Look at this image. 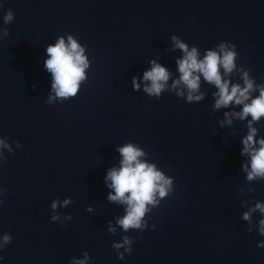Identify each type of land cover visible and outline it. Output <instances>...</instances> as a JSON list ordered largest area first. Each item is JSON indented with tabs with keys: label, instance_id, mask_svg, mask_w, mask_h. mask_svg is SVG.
Returning a JSON list of instances; mask_svg holds the SVG:
<instances>
[{
	"label": "water",
	"instance_id": "1",
	"mask_svg": "<svg viewBox=\"0 0 264 264\" xmlns=\"http://www.w3.org/2000/svg\"><path fill=\"white\" fill-rule=\"evenodd\" d=\"M9 9L14 19L4 24ZM3 28L0 137L14 152L5 150L0 162V241L4 232L13 239L0 250V264H70L85 251L88 264H264L257 247L264 236L247 232L241 218L256 200L264 203V181L249 183L242 171L247 121L221 127L231 107L213 110L216 89L203 78L205 97L192 103L172 91L150 97L142 80L152 60L168 68L169 86L178 78L175 34L201 54L222 40L236 44L237 65L264 82V0H0ZM68 34L85 46L88 79L74 98L47 104L46 49ZM254 126L264 136V118ZM129 142L174 177L175 189L147 215L145 230L123 232L115 217L124 207L107 199L104 177L119 167L118 146ZM56 199L60 221L51 220ZM260 218L253 214L254 222ZM124 235L135 242L121 260L112 243Z\"/></svg>",
	"mask_w": 264,
	"mask_h": 264
},
{
	"label": "clouds",
	"instance_id": "2",
	"mask_svg": "<svg viewBox=\"0 0 264 264\" xmlns=\"http://www.w3.org/2000/svg\"><path fill=\"white\" fill-rule=\"evenodd\" d=\"M14 19V12L9 9L3 17L4 24H9ZM2 35L7 36L9 30L3 28ZM173 41L172 49H179L182 56L177 58L179 76L172 81L171 86L168 81L171 73L168 68L156 60H152L151 68L144 71L142 80L145 83L143 91L148 96L159 99L162 92L172 91L178 97H183L187 102H199L205 97V93L200 91L201 78L204 82L215 87L212 93L215 98L213 110L221 108L230 111L224 112V119L219 123L221 127L225 124L231 126L233 120L247 121V134L242 138L243 145L241 155L248 157V162L242 164V171L246 173V181H264V136L258 137V128L254 125L264 118V82L257 83L255 77L251 75L250 69L244 65H237L239 53L236 44L230 41H220L215 47L201 51L198 46L184 42L177 35L171 36ZM47 58L44 61L45 69L51 74V93L45 101L47 104H54L57 100L63 102L74 98L79 93L81 85L84 84L88 76L86 70L89 68V59L85 55V46L78 43L73 35L68 34L67 42L63 36L59 37L54 44H49L46 49ZM239 74L240 80L233 82L232 76ZM242 81V83L240 82ZM133 89L139 91L141 82L136 77H132ZM182 86V87H181ZM35 87V85H33ZM185 89L187 93H185ZM258 95H254L257 93ZM54 93V95L52 94ZM237 106L239 110H237ZM251 117L250 119H248ZM17 147H21L19 141H15ZM5 150L13 153L14 149L6 138L0 137V162L7 160L4 155ZM122 159L119 167L113 166L104 177L107 187L112 189L108 193L107 199L115 204L124 207V214L115 217L116 225L123 232L131 230L143 231L148 227L147 215L160 205L161 201L173 193L175 189L174 177L167 175L165 171L157 166L155 162L142 159L147 155L146 151L136 143H125L118 146ZM110 182V183H109ZM6 191L0 187V197ZM239 191L247 194L255 192L254 187H249L245 192L243 186ZM72 198L65 199L62 206L72 203ZM3 200L0 199V204ZM61 202L56 199L51 203L52 221H60V216L55 214V209ZM247 202H242V207ZM91 211V208H88ZM260 213L261 218L254 222L253 214ZM71 214L65 215L66 220H70ZM247 222V232L254 229L259 235L264 236V203L256 200L241 217ZM63 223V222H62ZM154 228L155 225H152ZM116 227L109 221L108 232L116 234ZM12 236L8 232L2 235L0 250H3L12 241ZM135 238L124 235L120 241H114L112 248L117 251V258L123 260L125 255H131ZM257 247L264 248V240L257 243ZM123 249V251H120ZM4 257L0 255V260ZM91 256L87 251L83 254V259L72 257L70 264H88Z\"/></svg>",
	"mask_w": 264,
	"mask_h": 264
}]
</instances>
